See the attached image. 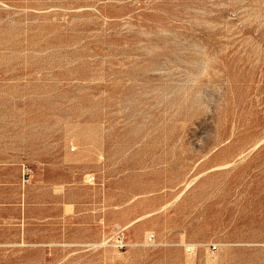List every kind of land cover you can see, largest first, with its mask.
<instances>
[{
  "label": "rangeland",
  "instance_id": "rangeland-1",
  "mask_svg": "<svg viewBox=\"0 0 264 264\" xmlns=\"http://www.w3.org/2000/svg\"><path fill=\"white\" fill-rule=\"evenodd\" d=\"M0 264H264V0H0Z\"/></svg>",
  "mask_w": 264,
  "mask_h": 264
},
{
  "label": "built area",
  "instance_id": "built-area-1",
  "mask_svg": "<svg viewBox=\"0 0 264 264\" xmlns=\"http://www.w3.org/2000/svg\"><path fill=\"white\" fill-rule=\"evenodd\" d=\"M94 180H95V176L94 175L90 176L89 179H88L89 182H93ZM153 239H154V235H148L147 236V242L150 243V242L153 241ZM126 245H127V243H125L123 241H121L119 243V247H121V248H124ZM191 250H192L191 248H188V251H191Z\"/></svg>",
  "mask_w": 264,
  "mask_h": 264
}]
</instances>
